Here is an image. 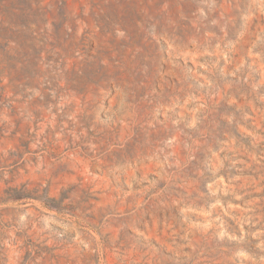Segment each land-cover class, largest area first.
I'll use <instances>...</instances> for the list:
<instances>
[{"label": "rangeland", "instance_id": "rangeland-1", "mask_svg": "<svg viewBox=\"0 0 264 264\" xmlns=\"http://www.w3.org/2000/svg\"><path fill=\"white\" fill-rule=\"evenodd\" d=\"M0 264H264V0H0Z\"/></svg>", "mask_w": 264, "mask_h": 264}]
</instances>
